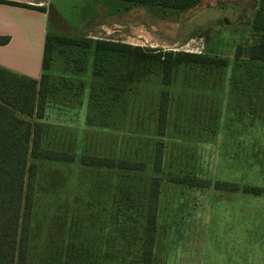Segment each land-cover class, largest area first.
I'll use <instances>...</instances> for the list:
<instances>
[{
	"label": "rangeland",
	"instance_id": "374dc122",
	"mask_svg": "<svg viewBox=\"0 0 264 264\" xmlns=\"http://www.w3.org/2000/svg\"><path fill=\"white\" fill-rule=\"evenodd\" d=\"M260 3L204 0L183 21L144 11L108 14L95 0H67L61 8L50 9L51 35H86L146 52L206 54L229 59V65L224 70L174 69L167 87L166 132L159 138L157 108L165 88L156 63L131 64L134 80L109 104L103 100L102 81L92 77V53L57 48L48 73L45 115L39 121L44 126L43 148L72 152L77 159L37 161L28 264H44L53 235L74 248L83 238L98 244L94 235H99L103 247L118 251L124 245L118 233L124 226H135L127 221L135 209L123 206L122 193L133 186L136 198L155 176L152 163L158 141L164 143L162 172L157 175L162 178L158 233H167L173 219L186 218L194 220L184 226L186 231L205 232V218L211 216L207 232L259 235L260 240L245 242L250 248L240 255L245 264H264V63L244 66L247 61L239 64L234 58L237 47L246 49L256 41L251 23ZM91 102L112 111L106 118L109 127L98 125L103 117L88 123ZM83 154L140 161L146 168L131 174L86 168L78 163ZM175 178L232 183L240 190L198 189L171 182ZM243 188L263 191L254 195L243 193ZM138 252L139 243L132 245L131 256Z\"/></svg>",
	"mask_w": 264,
	"mask_h": 264
},
{
	"label": "trees",
	"instance_id": "16d2710c",
	"mask_svg": "<svg viewBox=\"0 0 264 264\" xmlns=\"http://www.w3.org/2000/svg\"><path fill=\"white\" fill-rule=\"evenodd\" d=\"M204 0H95L99 10L108 14L144 11L165 18L175 16L176 20L190 17ZM88 28V27H87ZM251 30L256 41L248 48L237 47L236 63L246 59V65L254 62L264 63V0L255 12ZM9 37H0V46L9 43ZM57 48L76 49L85 54L92 53V77L102 81L103 96L106 103L116 102L125 90L126 84L134 80L135 72L130 65L156 63L159 66L160 82L165 89L159 94L156 136L163 137L166 132L169 87L173 72L180 66L216 68L224 70L229 60L206 54L180 51L146 52L140 47L126 46L111 40H93L86 35L67 37L46 34L41 62L42 75L39 80L18 75L0 67V264H28L29 239L34 207V197L38 174V160L48 162L74 163L76 155L72 152L43 148L44 126L39 123L45 115L48 95V73ZM251 70L247 68L246 72ZM92 101V100H91ZM87 120L93 125L94 117H103L100 127H109L106 118L112 111L102 106L89 104ZM96 114H99L98 116ZM164 143H155L152 170L155 176L147 180L142 191L132 198L133 186L124 188L123 206L133 208L129 222L135 226H124L118 234L124 245L114 252L99 243L100 236L94 235L92 243L82 239L78 247H72L59 236H52L44 264H154L155 242L158 234V207L162 178ZM78 163L86 168L97 170H118L123 173H143V162L127 159L115 160L109 157L83 154ZM171 182L188 187L211 188L238 192L237 184L216 182L198 178H175ZM260 188H243L242 192L258 195ZM100 215V214H98ZM140 220V222H139ZM100 223V222H99ZM107 245L109 241L106 242ZM139 243L137 257L131 256V246Z\"/></svg>",
	"mask_w": 264,
	"mask_h": 264
},
{
	"label": "crops",
	"instance_id": "0c3cea01",
	"mask_svg": "<svg viewBox=\"0 0 264 264\" xmlns=\"http://www.w3.org/2000/svg\"><path fill=\"white\" fill-rule=\"evenodd\" d=\"M64 1L67 0H0V37L10 39L7 45L0 46L1 68L40 79L50 9L61 8ZM240 61L247 60L241 58ZM212 220L211 216L205 218V232H200L199 228L192 232L186 231L189 228L184 226L193 219H173L167 233L157 234L154 264L157 254H160L158 264H245L240 255L250 248L245 242L260 240V236L236 231L207 232Z\"/></svg>",
	"mask_w": 264,
	"mask_h": 264
}]
</instances>
